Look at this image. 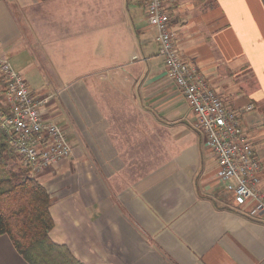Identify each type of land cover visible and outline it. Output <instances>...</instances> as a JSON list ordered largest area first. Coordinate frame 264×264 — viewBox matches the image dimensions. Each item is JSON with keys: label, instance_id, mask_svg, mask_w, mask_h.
Masks as SVG:
<instances>
[{"label": "crops", "instance_id": "0c3cea01", "mask_svg": "<svg viewBox=\"0 0 264 264\" xmlns=\"http://www.w3.org/2000/svg\"><path fill=\"white\" fill-rule=\"evenodd\" d=\"M170 23L186 62L234 108L256 106L243 124L264 190V0H177ZM0 48L73 146L38 180L53 242L85 264H264V217L217 177L147 0H0ZM0 264L29 263L0 236Z\"/></svg>", "mask_w": 264, "mask_h": 264}, {"label": "built area", "instance_id": "2783aa9c", "mask_svg": "<svg viewBox=\"0 0 264 264\" xmlns=\"http://www.w3.org/2000/svg\"><path fill=\"white\" fill-rule=\"evenodd\" d=\"M177 0H147V19L159 45L169 79L179 89L195 116V127L205 136L206 147L218 162L217 177L228 183L239 205H249L252 217H264V190L260 189L261 164L255 144L243 124V114L255 109L232 107L198 68L185 61L170 9ZM137 57L135 56V59ZM0 129L11 134L10 145L20 165L32 175L69 159L73 146L60 124L46 117L52 96L34 94L0 48Z\"/></svg>", "mask_w": 264, "mask_h": 264}, {"label": "trees", "instance_id": "16d2710c", "mask_svg": "<svg viewBox=\"0 0 264 264\" xmlns=\"http://www.w3.org/2000/svg\"><path fill=\"white\" fill-rule=\"evenodd\" d=\"M10 141L11 134L0 129V236L9 237L29 264H84L66 245L51 240V196L20 166Z\"/></svg>", "mask_w": 264, "mask_h": 264}, {"label": "rangeland", "instance_id": "374dc122", "mask_svg": "<svg viewBox=\"0 0 264 264\" xmlns=\"http://www.w3.org/2000/svg\"><path fill=\"white\" fill-rule=\"evenodd\" d=\"M177 3V2H176ZM10 58H11V61H13L14 60V57L13 56H10ZM14 64L15 65H17V63L14 61ZM17 66H19V65H17ZM22 73H24V72H22ZM92 78H90V79H87V80H85L86 82H89V80H91ZM4 88V82H3V80H2V77L0 76V91L2 90ZM1 98V97H0ZM225 100H226V98H225ZM228 100V99H227ZM226 100V101H227ZM228 102V101H227ZM231 106H232V104L230 103V102H228ZM250 105V104H249ZM255 106V105H254ZM232 107H234V106H232ZM246 107V106H245ZM244 107V108H245ZM255 109H256V106H255ZM254 109V110H255ZM161 150H162V148H161ZM20 164V163H19ZM21 166V165H20ZM22 167V166H21ZM53 167V166H52ZM23 168V167H22ZM24 169V168H23ZM24 170H26V169H24ZM46 172V170L45 171H42V172H40V173H38V174H35V175H32V174H30L31 176H34L37 180H39V178L44 174ZM61 245H64V244H61ZM67 246V245H66ZM68 247V246H67ZM73 254V253H72ZM77 258V257H76ZM78 259V258H77ZM79 260V259H78ZM82 262V261H81ZM85 264V263H84Z\"/></svg>", "mask_w": 264, "mask_h": 264}]
</instances>
